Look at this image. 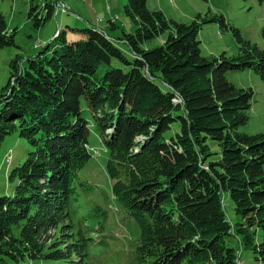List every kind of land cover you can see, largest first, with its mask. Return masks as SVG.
Returning <instances> with one entry per match:
<instances>
[{
    "label": "trees",
    "instance_id": "1",
    "mask_svg": "<svg viewBox=\"0 0 264 264\" xmlns=\"http://www.w3.org/2000/svg\"><path fill=\"white\" fill-rule=\"evenodd\" d=\"M53 2L29 4L36 28L54 15ZM123 12L134 30L112 36L90 26L71 42L61 30L24 63L10 59L0 88V146L17 132L30 149L8 172L12 193L0 196V264H88L91 234L101 226L69 212L77 171L91 156L81 98L106 148L112 197L139 228L138 264H238L230 237L264 264V132L239 130L253 90L225 77L250 69L264 81V48L222 14L199 12L186 24L146 0H125ZM207 22L231 32L235 54H201L197 35ZM14 31L0 11V49L15 44ZM112 58L126 68L110 66Z\"/></svg>",
    "mask_w": 264,
    "mask_h": 264
},
{
    "label": "rangeland",
    "instance_id": "2",
    "mask_svg": "<svg viewBox=\"0 0 264 264\" xmlns=\"http://www.w3.org/2000/svg\"><path fill=\"white\" fill-rule=\"evenodd\" d=\"M45 1L47 0H0V11L5 17L7 31L15 29V44L0 49V88L5 86L10 75L11 57L19 55L21 63H24V58L36 53L45 44L53 42L61 30L66 32V38L70 42L85 38L83 32L79 31L90 27L89 24L85 25V20L89 21L91 26H95L93 24L96 23L101 25L109 23L110 26L114 24L111 28H121L119 25L124 27V22H127L129 31L134 30L132 21L123 14L125 0H54L52 5L54 15L48 18L43 26L36 28L28 17V6L31 2L33 5H39ZM146 4L149 9H160L167 18L186 24L199 12L203 16L208 12L222 14L227 23L238 28L244 38L264 48V0H146ZM124 28V31L128 32L126 27ZM68 34L77 37L70 38ZM231 35L230 31H222L217 22L203 23L197 35L201 54L203 56H217L221 52L235 54L239 48ZM163 38L164 35L148 41L144 47L157 46L162 43ZM118 45L124 55L131 59L132 53L127 46L123 43ZM108 66L107 63L101 64L100 71L104 72ZM110 66L126 68L116 58L110 60ZM225 77L238 87H250L253 90L248 111L249 121L239 130L245 133L264 132V81L250 69L229 70ZM86 106L85 99L81 98V115L88 120V150L91 156L77 171L69 212L76 222L101 226L91 234L93 241L86 249L88 264H138L135 261L134 247L138 241L139 228L134 219L112 197V182L104 171L107 160L106 148ZM176 128V125L172 127L174 130ZM210 144L216 149L213 142ZM29 147L17 132L7 135L3 140L0 146V196L12 193L14 183L8 181V172L24 161ZM95 150L98 153H95ZM222 203L226 218L234 222L233 204L227 192L222 194ZM261 240L260 229L256 241ZM227 242L239 249L238 264H261L253 258L250 249L240 248L236 238L230 237Z\"/></svg>",
    "mask_w": 264,
    "mask_h": 264
},
{
    "label": "crops",
    "instance_id": "3",
    "mask_svg": "<svg viewBox=\"0 0 264 264\" xmlns=\"http://www.w3.org/2000/svg\"><path fill=\"white\" fill-rule=\"evenodd\" d=\"M107 1V0H106ZM108 9H110V7H108ZM111 10V9H110ZM57 17V16H56ZM109 17H107L106 18V22L108 23V19ZM85 22V25L86 24H89L90 26H91V24H90V22L89 21H87V20H85L84 21ZM125 23V26L124 27H126V30H128L129 31V25H128V23L127 22H124ZM93 25H95V26H97V27H99V28H103L104 30H106V31H109V33L111 34V35H117L118 33H119V31H120V27L118 28V27H114L113 29H115V30H118V32L116 33L115 32V30H113L111 27H112V25L110 26V24L108 23V24H103V25H101L100 23H96V24H93ZM119 26H121V28H123V29H125L122 25H119ZM70 35V38L73 36V37H77V35H74V34H68V36ZM73 39V38H72Z\"/></svg>",
    "mask_w": 264,
    "mask_h": 264
},
{
    "label": "built area",
    "instance_id": "4",
    "mask_svg": "<svg viewBox=\"0 0 264 264\" xmlns=\"http://www.w3.org/2000/svg\"><path fill=\"white\" fill-rule=\"evenodd\" d=\"M95 153H98V151H95Z\"/></svg>",
    "mask_w": 264,
    "mask_h": 264
}]
</instances>
